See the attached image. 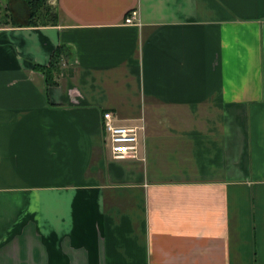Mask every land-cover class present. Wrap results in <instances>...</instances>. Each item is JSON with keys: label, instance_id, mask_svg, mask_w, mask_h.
I'll list each match as a JSON object with an SVG mask.
<instances>
[{"label": "crops", "instance_id": "0c3cea01", "mask_svg": "<svg viewBox=\"0 0 264 264\" xmlns=\"http://www.w3.org/2000/svg\"><path fill=\"white\" fill-rule=\"evenodd\" d=\"M48 1L0 24V264H264V0Z\"/></svg>", "mask_w": 264, "mask_h": 264}, {"label": "trees", "instance_id": "16d2710c", "mask_svg": "<svg viewBox=\"0 0 264 264\" xmlns=\"http://www.w3.org/2000/svg\"><path fill=\"white\" fill-rule=\"evenodd\" d=\"M22 6L15 7L10 0L6 1L3 12L0 15V24H18L26 26L54 25L57 20V12L48 0H21ZM61 50H56L47 67L36 66L43 72L47 84H55L53 73L57 68Z\"/></svg>", "mask_w": 264, "mask_h": 264}, {"label": "built area", "instance_id": "2783aa9c", "mask_svg": "<svg viewBox=\"0 0 264 264\" xmlns=\"http://www.w3.org/2000/svg\"><path fill=\"white\" fill-rule=\"evenodd\" d=\"M137 12L132 11L124 19L132 24L137 19ZM102 129L108 136L113 159L136 158L138 152V128L132 125L118 124L111 112L102 113Z\"/></svg>", "mask_w": 264, "mask_h": 264}, {"label": "rangeland", "instance_id": "374dc122", "mask_svg": "<svg viewBox=\"0 0 264 264\" xmlns=\"http://www.w3.org/2000/svg\"><path fill=\"white\" fill-rule=\"evenodd\" d=\"M51 5H52V4H51ZM3 8H4V7H3L2 5H0V15H1V14H2V12H3V11H2V10H3Z\"/></svg>", "mask_w": 264, "mask_h": 264}]
</instances>
